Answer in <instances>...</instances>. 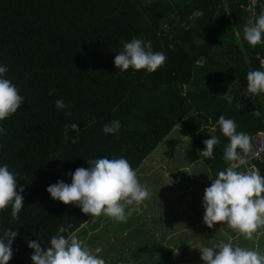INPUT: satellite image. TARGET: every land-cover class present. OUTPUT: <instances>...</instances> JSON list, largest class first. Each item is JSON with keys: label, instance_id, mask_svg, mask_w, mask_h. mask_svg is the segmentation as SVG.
Listing matches in <instances>:
<instances>
[{"label": "trees", "instance_id": "1", "mask_svg": "<svg viewBox=\"0 0 264 264\" xmlns=\"http://www.w3.org/2000/svg\"><path fill=\"white\" fill-rule=\"evenodd\" d=\"M249 2L0 0V66H7L4 78L24 97L16 113L0 121V166L15 174L17 190L24 187L19 219L13 220L10 207L0 211V236L17 231L8 264H32L28 243L39 240L48 247L61 225L72 226L63 235L75 233L86 242L84 227L95 216L53 200L46 189L57 181L70 184L71 173L89 167L87 160L123 157L136 171L181 125L198 154L205 149L203 141L219 138L212 158L199 155L215 177L227 166L223 149L229 143L217 124L220 115L252 138L264 132V93H248L246 80L249 71H263L264 43L252 47L243 38L247 20L264 14V0L254 14L247 10ZM134 38L151 41L154 52H163V66L151 73L117 69L115 56ZM225 80L238 84L231 98ZM58 99L67 107L57 109ZM255 109L259 118L249 114ZM113 120L120 122V131L103 133ZM70 124L79 131L66 134ZM253 164L264 176V156ZM109 239L116 247L137 238L126 231ZM122 243L105 264H138L139 258L177 264L173 249L160 242H141L129 257ZM95 246L99 255L104 247Z\"/></svg>", "mask_w": 264, "mask_h": 264}, {"label": "clouds", "instance_id": "2", "mask_svg": "<svg viewBox=\"0 0 264 264\" xmlns=\"http://www.w3.org/2000/svg\"><path fill=\"white\" fill-rule=\"evenodd\" d=\"M201 15V13H196ZM243 38L255 47L264 43V14L247 20L243 28ZM171 47V46H170ZM166 55L152 50V42L134 38L123 44V50L114 58V65L121 72L129 68L155 72L166 62ZM264 67V61L261 62ZM7 66H0V121L12 116L21 107L24 97L19 89L4 78ZM247 92L255 96L264 93V71H249L246 76ZM50 95L52 92L49 93ZM57 109L67 107L62 99L55 102ZM252 116L259 118L261 113L255 109ZM220 131L229 143L223 149V160L226 167L219 171L209 187L205 188L202 206L203 222L208 228L223 223L246 240H253L254 235L264 228V176L249 164L250 157H258L260 151H254L252 137L245 132H237L233 119L220 115L217 121ZM79 131L77 124L66 125L67 130ZM121 129L118 120H113L102 127L105 134H115ZM0 128V133H3ZM76 143V139H72ZM205 149L199 153L205 158H212L214 148L220 143L217 136L203 141ZM89 167L77 168L71 173V183L57 181L47 187L46 191L53 200L65 205L78 206L82 213L90 216L106 215L117 222H125L130 211L126 208L133 204H141L151 195L150 190L139 182L137 173L129 161L123 157L109 159L107 157L87 160ZM244 168V170H241ZM173 181L167 175L166 185ZM18 181L7 165L0 166V211L11 208L13 220L19 219L24 207V187L17 190ZM72 226L61 225L56 235L44 248L39 240L28 243L34 250L32 264H105L87 243L75 233L65 236ZM17 236L16 230H5L0 236V264H8L13 252L11 244ZM200 259L205 264H264V253L255 249L234 246L231 242H220L214 247L198 246ZM99 249H97V252Z\"/></svg>", "mask_w": 264, "mask_h": 264}, {"label": "rangeland", "instance_id": "3", "mask_svg": "<svg viewBox=\"0 0 264 264\" xmlns=\"http://www.w3.org/2000/svg\"><path fill=\"white\" fill-rule=\"evenodd\" d=\"M224 85L229 87L227 96L231 98L238 84L225 80ZM136 173L139 182L150 190V197L139 205L128 206L126 212L130 211L131 214L125 222H117L106 215H101L93 217L92 224L84 227L89 232L88 239L91 237L89 248L92 249L95 245L104 247V250L97 255L99 258L108 259V255L123 242L112 247L114 245L109 238L121 237L126 231L134 239L137 238L120 246L121 249H127L128 257L141 245V242L146 244L160 242L172 248L173 258L177 264H205L196 248L201 245L214 247L220 242H231L234 246L264 253V228L254 235L253 240H246L227 224L217 223L211 229L204 224L202 206L204 190L210 186L215 177L208 172L183 126H178L158 145L143 160ZM168 174L173 181L170 185H166ZM100 217L102 219H99ZM105 217L107 219L105 224L102 223L99 228L94 226L98 220L103 222ZM80 232L82 234L84 231ZM149 263L151 264L143 258L138 259V264ZM118 264L135 263L128 261Z\"/></svg>", "mask_w": 264, "mask_h": 264}, {"label": "built area", "instance_id": "4", "mask_svg": "<svg viewBox=\"0 0 264 264\" xmlns=\"http://www.w3.org/2000/svg\"><path fill=\"white\" fill-rule=\"evenodd\" d=\"M259 1L260 0H250V2L246 6L247 10L250 11L252 14H254L255 7L257 6ZM262 61H264V59L260 60V67L264 71V67L261 66ZM252 141H253L254 151H260V155L258 157H255V156L250 157L249 164L244 166L245 168L250 167V166L255 167V165L253 164V161L260 160L264 156V132H258L255 136H253ZM241 170H244V168H242Z\"/></svg>", "mask_w": 264, "mask_h": 264}]
</instances>
